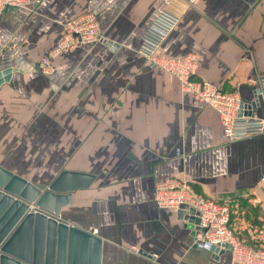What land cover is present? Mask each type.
I'll list each match as a JSON object with an SVG mask.
<instances>
[{
    "label": "crops",
    "instance_id": "crops-1",
    "mask_svg": "<svg viewBox=\"0 0 264 264\" xmlns=\"http://www.w3.org/2000/svg\"><path fill=\"white\" fill-rule=\"evenodd\" d=\"M169 8L180 20L159 53L198 55L197 76L239 91L250 108L264 74V0H27L0 14L3 83L13 79L10 68L36 73L61 37L63 21L98 16L105 38L98 46L103 73L73 82L64 103L77 107L82 97L88 111L75 124H57V133L70 134L69 140L57 135V148L73 149L66 157L73 168L96 176L90 187L72 193L62 218L97 230L101 264H232L231 251L214 254L193 245L192 227L178 211L157 205L156 186L171 176H184L203 194L229 203L232 227L245 242L247 229L264 222V190L257 192L261 204L252 194L264 175V133L230 141L215 108L183 91L140 52L145 32ZM123 27L133 37L130 43L116 39ZM52 74L57 79V71ZM46 99L54 108L48 123L58 118L57 95ZM89 108L99 111L88 114ZM254 111L264 116L261 98ZM99 148L101 165L89 170L87 158L98 156Z\"/></svg>",
    "mask_w": 264,
    "mask_h": 264
},
{
    "label": "rangeland",
    "instance_id": "rangeland-1",
    "mask_svg": "<svg viewBox=\"0 0 264 264\" xmlns=\"http://www.w3.org/2000/svg\"><path fill=\"white\" fill-rule=\"evenodd\" d=\"M74 19H67L61 23V37L57 40V44L63 37L68 35L70 24ZM99 26L102 31L100 22ZM118 30L119 36L117 35L116 39L123 40L125 43L132 41L133 37L126 34L127 29L125 27ZM118 30L112 29L111 31L115 34ZM101 33L104 34L103 31ZM98 46L99 41L96 40L76 46L72 45L63 49L57 55L51 56L49 64L45 66L41 65L43 60L49 56L51 48L41 58L36 73H31V75L24 68L17 70L10 68L11 71L8 74L11 75L10 79L13 76L12 83L9 81L0 85V165L35 184L51 185L62 170L77 171L73 168L76 165H71L69 158H66L69 156L71 150L72 152L74 150L70 148H57V135L62 137V139H70V134L64 132V129L57 133V124L59 125L61 121L63 124H75L76 121L79 122L86 116L88 108H84L85 102L81 100L82 97L78 99L77 107H75L76 102L67 101L64 103V101L74 92L76 85L73 82H77L76 80L79 79H93L94 77L101 76V73H103L100 65L102 52ZM114 59L115 57L110 54V60ZM144 60L148 64L147 59L145 58ZM56 61L57 64L54 65ZM55 71H57V79L52 74ZM4 73L7 74L6 71ZM165 73L170 74L166 71ZM173 77L179 81L176 76ZM14 78L15 82H13ZM21 93L25 94L24 100L21 99ZM55 93L57 95L56 118L57 116L58 118L51 117L50 121L46 123L50 111L53 112L54 109L49 99L46 98L49 96L53 98ZM77 93H79L78 90ZM46 95L47 97H45ZM98 109L89 108L90 112L88 114L95 115L99 111ZM54 120L56 121V128L53 127ZM99 143L101 145L102 142L99 140ZM101 151L99 148L100 153L98 156L95 155L87 158L88 164L85 166L89 170H97L98 166L95 165H101ZM178 177L187 180L193 185L195 190L199 191L192 180L184 176ZM55 194L57 196V192ZM66 206L67 204L57 201V206L53 207L52 210H43L50 216L62 221ZM32 208L37 209V206L34 205ZM263 224L264 222L253 224L250 227H258ZM61 251L59 246L56 249H51L46 244L43 263L64 264L65 261V264H76L68 260L67 251L64 260ZM82 251L87 257H93L94 249L90 239L84 243ZM75 257L77 259L80 257L79 251L75 254Z\"/></svg>",
    "mask_w": 264,
    "mask_h": 264
},
{
    "label": "built area",
    "instance_id": "built-area-1",
    "mask_svg": "<svg viewBox=\"0 0 264 264\" xmlns=\"http://www.w3.org/2000/svg\"><path fill=\"white\" fill-rule=\"evenodd\" d=\"M26 3L27 0H0V14L10 8L20 9ZM179 20L180 13L169 8L163 10L149 26L143 36L140 49L148 64L176 76L185 92L191 93L196 99L215 108L220 116L225 135L230 141L264 133V116H259L254 111L259 104V98L264 107V74L258 80L256 101L249 108L243 103L239 91L226 90L197 76L198 55L189 53L169 56L159 53L163 41L174 30ZM101 32L96 14L87 13L76 17L70 24L68 35L51 49L49 56L41 65L49 64L51 56L57 55L69 46L91 40L104 41L105 38ZM259 190H264V175L259 179L256 189L252 191L257 202L261 204L257 196ZM155 201L159 207L175 212L182 206H187L183 218L189 226H193L191 235L193 245L200 244L209 249L213 246L221 249L224 244H227L232 247V264H264V224L248 228L250 241L245 242L235 234L232 228L231 206L220 197L207 196L195 190L187 180L171 176L157 184ZM94 232L97 233V230ZM149 255L156 257V254Z\"/></svg>",
    "mask_w": 264,
    "mask_h": 264
},
{
    "label": "water",
    "instance_id": "water-1",
    "mask_svg": "<svg viewBox=\"0 0 264 264\" xmlns=\"http://www.w3.org/2000/svg\"><path fill=\"white\" fill-rule=\"evenodd\" d=\"M95 177L91 173L65 169L58 174L56 180L51 185L35 184L0 165V264H44L43 255L46 244H48L49 248L55 249V244H51L52 240L49 236L47 241L46 237L40 239L37 251H33L32 246H25L21 250L16 248V244L10 247L11 240L20 237L21 230H24L31 224L33 225L37 220L45 224L49 228V232L53 230L56 232L59 223V235L63 237V239L59 238L61 242L59 249L62 250L61 252L65 260L67 251L66 241L68 238V227L65 225L67 223L64 220L60 221L47 213H43L41 209L52 210L55 205L57 206V201L60 199H63L65 204H69L72 201V193L77 189L90 187ZM34 205L37 206V209L31 208ZM186 209V205L181 207L178 211L179 217L183 218L185 216ZM34 210L36 212H33ZM196 222L198 223V220ZM190 226L193 227L192 225ZM77 228L89 234L85 242L88 239L91 240L94 249L92 259L96 258L100 254L99 247L102 246V239L89 230ZM25 234L23 233L22 236ZM211 250L214 254H221L226 250L231 251L232 247L224 244L221 249L213 246ZM215 258L218 259V256ZM51 264L54 263L52 262Z\"/></svg>",
    "mask_w": 264,
    "mask_h": 264
},
{
    "label": "bare ground",
    "instance_id": "bare-ground-1",
    "mask_svg": "<svg viewBox=\"0 0 264 264\" xmlns=\"http://www.w3.org/2000/svg\"><path fill=\"white\" fill-rule=\"evenodd\" d=\"M6 75L7 74L3 72L0 73V85L7 79ZM58 201L61 203H64L63 199H60ZM49 206H50V203H49ZM41 211L43 213H46V211L43 209ZM33 212H36V210H34ZM65 226L68 227V231H67L68 238L66 241L68 260H70V262H75L76 264H100V254H101L100 248L101 247L98 246L100 254L96 258L92 259V258L87 257L83 253L82 249H83L84 242L89 236V234L81 229H78L74 225H70L67 223V225ZM58 229H59V223H58L56 232L54 230L49 232V228H47L46 225L43 224L41 221L37 220L33 223V225L31 224L28 227H26L24 230H21L22 232L20 233V237L13 238L10 242V247L16 244V248L21 250L25 246H32L33 251L35 250L37 251L39 248L40 239L46 237V241H47V238L49 236L50 239L52 240L51 244L54 243L55 244L54 248L56 249V247L61 245L59 238L63 239V237L59 235ZM23 233H26V234L22 236ZM92 233L95 234V232H92ZM78 251H79L80 257L77 259L75 257V254H77Z\"/></svg>",
    "mask_w": 264,
    "mask_h": 264
}]
</instances>
